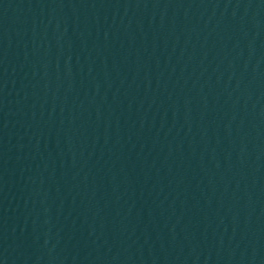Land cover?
Instances as JSON below:
<instances>
[{
    "label": "water",
    "instance_id": "95a60500",
    "mask_svg": "<svg viewBox=\"0 0 264 264\" xmlns=\"http://www.w3.org/2000/svg\"><path fill=\"white\" fill-rule=\"evenodd\" d=\"M0 264H264V0H0Z\"/></svg>",
    "mask_w": 264,
    "mask_h": 264
}]
</instances>
